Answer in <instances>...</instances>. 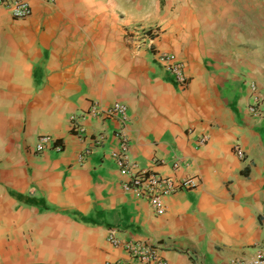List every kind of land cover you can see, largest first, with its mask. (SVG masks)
I'll return each mask as SVG.
<instances>
[{
    "label": "crops",
    "instance_id": "1",
    "mask_svg": "<svg viewBox=\"0 0 264 264\" xmlns=\"http://www.w3.org/2000/svg\"><path fill=\"white\" fill-rule=\"evenodd\" d=\"M26 1L21 19L0 7V264H138L111 231L166 264L251 259L264 246V121L247 112L249 83L264 96V0ZM158 52L184 63L185 87ZM94 101L125 103L128 121L86 115ZM119 134L140 168L198 186L155 215L121 188Z\"/></svg>",
    "mask_w": 264,
    "mask_h": 264
},
{
    "label": "built area",
    "instance_id": "2",
    "mask_svg": "<svg viewBox=\"0 0 264 264\" xmlns=\"http://www.w3.org/2000/svg\"><path fill=\"white\" fill-rule=\"evenodd\" d=\"M0 7L17 19L25 18L31 13L30 6L26 0H0ZM154 35H157L156 31ZM150 40L148 42L151 44ZM157 56L164 70L172 76L176 84L180 87H185L188 83V78L184 72V63L172 53L158 52ZM249 89L250 102L247 106V112L252 117L264 121V96L257 92L256 86L252 82L249 83ZM85 114L93 118H116L123 124L129 119L126 104L118 101L109 105L94 101ZM82 115H72L69 118L70 127L75 131L78 138L85 136L84 129L79 122ZM119 138L121 141L120 149L119 151H112L110 157L119 172L127 177L121 188L131 197L146 201L155 215L165 214L166 198L179 190L195 189L198 186L197 179L194 176L174 178L170 175L157 174L140 168L128 155L126 139L122 134H119ZM206 140V136L200 137L197 141V146L204 145ZM103 141L102 136L94 137L91 142L92 148H88L83 154L78 155L77 163L82 164L84 158L91 153L92 149L99 147ZM52 146L53 139L51 136L40 135L36 139L34 150L37 153H43L52 148ZM55 149L59 151L60 147H55ZM233 151L238 159H244L245 154L237 144L233 147ZM179 166L180 161L176 158L172 163V171H177ZM107 239L113 247H121L133 262L138 264H166L160 258L155 246L120 240L112 231L109 232ZM227 264H264V246H258L254 256L249 260L232 259Z\"/></svg>",
    "mask_w": 264,
    "mask_h": 264
},
{
    "label": "rangeland",
    "instance_id": "3",
    "mask_svg": "<svg viewBox=\"0 0 264 264\" xmlns=\"http://www.w3.org/2000/svg\"><path fill=\"white\" fill-rule=\"evenodd\" d=\"M158 34H159V32H158ZM158 34H157V35H158Z\"/></svg>",
    "mask_w": 264,
    "mask_h": 264
}]
</instances>
